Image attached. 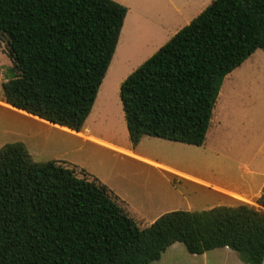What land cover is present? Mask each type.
Masks as SVG:
<instances>
[{
	"label": "trees",
	"instance_id": "16d2710c",
	"mask_svg": "<svg viewBox=\"0 0 264 264\" xmlns=\"http://www.w3.org/2000/svg\"><path fill=\"white\" fill-rule=\"evenodd\" d=\"M128 9L113 0H0V38L14 62L7 106L81 132ZM264 51V0H214L120 86L130 142L145 136L203 146L225 78ZM262 210L241 203L174 211L141 228L110 191L22 143L0 150V264H151L175 243L264 263Z\"/></svg>",
	"mask_w": 264,
	"mask_h": 264
},
{
	"label": "rangeland",
	"instance_id": "374dc122",
	"mask_svg": "<svg viewBox=\"0 0 264 264\" xmlns=\"http://www.w3.org/2000/svg\"><path fill=\"white\" fill-rule=\"evenodd\" d=\"M170 1L183 10L174 21L160 19L157 10L129 14L92 110V133L105 143L132 150L136 157L85 142L8 107L2 86L11 77L14 62L7 37L0 38V150L22 143L34 162L55 161L75 169L80 178L88 174L110 191L141 228L174 211L201 212L241 203L262 210L257 199L264 189L263 50H257L225 78L203 146L149 136L136 147L130 142L121 84L179 31V21L181 26L187 24L199 2L207 7L213 0ZM212 187L242 197H231ZM151 264L246 263L233 250L192 255L184 244L175 243Z\"/></svg>",
	"mask_w": 264,
	"mask_h": 264
},
{
	"label": "crops",
	"instance_id": "0c3cea01",
	"mask_svg": "<svg viewBox=\"0 0 264 264\" xmlns=\"http://www.w3.org/2000/svg\"><path fill=\"white\" fill-rule=\"evenodd\" d=\"M113 1H115V2H117V3H119V4H121V5H123L124 7H126L127 9H128V13H127V16H126V20L124 21L125 22V24L127 23V21H129V18H127V17H130V15L129 14H131V12L133 11L134 13L136 12V11H143V12H146V11H150V10H157L158 11V13H159V17H160V19H162V17L163 18H168V20H170V21H174V20H176V18H177V14H179L180 12L182 13L183 12V10H180V9H177L175 6H174V4L170 1V0H113ZM214 1V0H213ZM212 1V2H213ZM211 2V3H212ZM210 3V4H211ZM209 4V5H210ZM197 5H198V3L197 4H195L194 6L197 8ZM208 5V6H209ZM207 6V7H208ZM206 4H204V5H201L200 4V2H199V5H198V8L196 9V11H194V13L192 14V16L189 18V20L187 21V24L185 25V26H187L188 24H190L199 14H201L206 8ZM192 9V7L190 8V10ZM173 10V11H172ZM187 12H189V9H188V7H187ZM180 22V21H179ZM177 23V25H180V27H179V31L181 30V29H183L185 26H181L182 24L181 23ZM161 23V22H160ZM178 31V32H179ZM177 32V33H178ZM176 33V34H177ZM121 35V34H120ZM174 36V35H173ZM172 36V37H173ZM171 37V38H172ZM167 43V42H166ZM165 43V44H166ZM164 44V45H165ZM163 45V46H164ZM118 46V45H117ZM153 56V55H152ZM151 56V57H152ZM149 59V58H148ZM147 59V60H148ZM145 62V61H144ZM143 62V63H144ZM142 63V64H143ZM141 64V65H142ZM140 65V66H141ZM94 116V113H93V111L91 112V114H90V116L88 117V119H87V121H86V123H85V125H84V127H83V129H82V131L81 132H70V131H68V130H65V129H63V128H61V129H63L64 131H67V132H69V133H71V134H74L75 136H79L83 141H85V142H88V143H91V144H96V145H99V146H102V147H107V148H109V149H112V150H114V151H120V152H124L125 154H128V155H130V156H132V157H136L135 156V154H133L132 153V150H122V149H120V148H117V147H115V146H113V145H110V144H108V143H105L104 142V140H102L101 138H98L97 136H95L93 133H92V130H91V127H92V124L90 123V120L92 119V117ZM34 118V117H33ZM37 119V118H36ZM38 121L39 122H44V121H42V120H40V119H38ZM46 123V122H45ZM46 124H48V123H46ZM53 126V125H52ZM183 175V174H182ZM184 176V175H183ZM201 184H204L205 186H209L208 184H205V183H203V182H200ZM212 188H214L215 190H218V191H221V192H223V193H225V194H227V195H229V196H231V197H236V198H240V197H242V196H238V195H235V194H232V193H229V192H226V191H223V190H221V189H219V188H217V187H212ZM263 191V190H262ZM261 191V192H262ZM244 199L243 200H245V201H248V199L247 198H245V197H243ZM259 198V197H258ZM244 204H247V203H244ZM249 205V204H248ZM225 249H227V250H230V249H228V248H225Z\"/></svg>",
	"mask_w": 264,
	"mask_h": 264
}]
</instances>
